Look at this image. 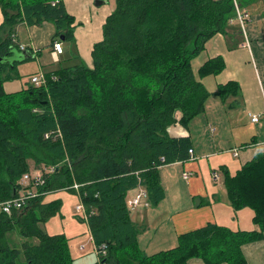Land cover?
Listing matches in <instances>:
<instances>
[{
  "label": "trees",
  "instance_id": "16d2710c",
  "mask_svg": "<svg viewBox=\"0 0 264 264\" xmlns=\"http://www.w3.org/2000/svg\"><path fill=\"white\" fill-rule=\"evenodd\" d=\"M236 1L245 8L264 0ZM0 9V264H75L69 240L42 227L62 206L44 197L65 189L79 194L95 245H106L103 264H248L243 247L264 239V155L235 175L224 171L231 206L251 209L258 230L210 223L180 235L176 248L149 256L138 244L145 229L132 221L126 204L131 191L143 188L156 207L166 195L159 169L189 160L191 136L171 130L188 131L205 112L211 93L200 79L221 73L225 64L220 57L209 60L199 79L192 61L212 38L227 34L237 19L235 1L115 0L92 68H61L46 74L47 86L12 93L4 84L16 78L6 59L20 55L17 26L51 23L52 43L62 44L75 41V17L64 0H0ZM215 94L236 98L240 86L229 82ZM31 162L45 179L39 196L4 213L1 206L18 197Z\"/></svg>",
  "mask_w": 264,
  "mask_h": 264
},
{
  "label": "crops",
  "instance_id": "0c3cea01",
  "mask_svg": "<svg viewBox=\"0 0 264 264\" xmlns=\"http://www.w3.org/2000/svg\"><path fill=\"white\" fill-rule=\"evenodd\" d=\"M98 6V0H64L69 14L75 17V41L63 42V54H54L52 36L55 26L43 23L29 27L21 23L16 28L15 40L18 48L25 47L27 56L32 57L24 63L10 65L15 69L12 84H17V92L32 85L31 77L43 72L52 74L56 70L74 65L93 67L92 51L95 44L103 40V26L113 12L109 0ZM243 11L250 14L246 35L238 22H232L227 34L212 38L203 52L192 61L197 73L209 60L220 57L225 68L217 75H209L201 80L211 93L205 104V112L192 120L189 130L174 127L176 136L189 134L193 141L196 160L193 163H176L169 166H183L190 172L198 173L191 182L174 180L166 172L168 166L159 169L165 199L156 207L131 213V219L144 227L138 237L140 249L149 256L178 246L179 236L205 227L212 223L228 227L234 231L258 230L253 223L254 212L251 209L235 211L231 206L224 186L222 172L228 170L235 175L246 163L259 155H264V1L253 2ZM4 22L0 9V26ZM233 27L237 30L231 31ZM246 40V43H245ZM248 43V44H247ZM15 58V57H12ZM19 61L17 58L13 59ZM13 62V61H12ZM57 65H60L57 67ZM195 66V67H194ZM236 82L240 86V96H231L226 101L215 93L220 85ZM10 92V93H12ZM257 116L258 122L252 117ZM237 151V152H235ZM201 156L210 157L207 161ZM220 158L221 172L218 180L205 178L206 162L213 167V161ZM32 163V162H31ZM30 170L41 171L34 167ZM31 171V172H32ZM215 174V173H214ZM223 180V189L220 181ZM224 190L226 193H224ZM134 190L129 194H133ZM45 201V199H44ZM51 235V234H50ZM91 239V234H90ZM88 239L81 242L77 250H71L75 264H98V255L94 244ZM85 246V249H82ZM248 264H264V239L243 247ZM188 264H205L200 259H191Z\"/></svg>",
  "mask_w": 264,
  "mask_h": 264
},
{
  "label": "rangeland",
  "instance_id": "374dc122",
  "mask_svg": "<svg viewBox=\"0 0 264 264\" xmlns=\"http://www.w3.org/2000/svg\"><path fill=\"white\" fill-rule=\"evenodd\" d=\"M235 3L237 4V11H243L244 8H241L240 4L234 0ZM109 4L111 5V7L115 6V0H109ZM237 17V16H236ZM236 22H238L237 20H235ZM239 23V22H238ZM248 24V22H247ZM247 24L245 27V31H243V34L246 35V29H247ZM240 25V23H239ZM241 27V25H240ZM237 30V27H233L231 29V31L233 30ZM242 29V27H241ZM243 30V29H242ZM246 43V40H245ZM63 44V43H62ZM248 44V43H247ZM60 65H57V67H59ZM63 67V65H62ZM60 67V68H62ZM193 67V66H192ZM195 67V66H194ZM194 70V68H193ZM196 67H195V73H197ZM4 89L6 92L10 93L12 92V90H18L17 89V84H12L10 82H5L4 84ZM210 157H216V156H201L198 157L199 160H209ZM194 162V161H193ZM192 161L187 162V163H193ZM220 162V158H216L212 163H213V167H211L208 162H206V167L204 168L205 171V178H212L214 176V173L216 172H221V163ZM185 163V164H187ZM31 167L33 168V163H31ZM32 170H30L31 172ZM36 172V170H35ZM165 172L174 180H178L181 179L183 181H185V179L183 178V174L185 172H190V170H186V168L184 169L183 166L181 167H177V166H168L165 170ZM31 173H34V171H32ZM43 174V172H42ZM218 175V173H216ZM198 176V173L195 171V173L190 176V180L187 182L185 181V183H189L191 182L194 178H196ZM221 177L224 178L225 181V174L224 172H222ZM223 180L220 181V185H218V187L220 189H223V185H222ZM77 185H75L74 187H76ZM37 185L35 184H27L25 186L26 190H30V191H36L37 189ZM224 193L225 190H224ZM45 202L50 203V202H61L62 206L61 209L53 216L51 217L47 223H45L42 227L43 229L51 235H56V234H63L68 240H69V245L71 247V250L74 249L77 250L78 245L81 242H86L88 239H90V231L88 228V224H87V219H84V216L82 213H80L78 211V206H80L81 204V199L79 194L76 191L73 190H62L59 192H54V193H50L47 194L45 197ZM248 209V208H246ZM136 213V212H134ZM12 242L15 246L20 247L21 246V242L22 240L20 239L19 236H17V234H13L12 235Z\"/></svg>",
  "mask_w": 264,
  "mask_h": 264
},
{
  "label": "built area",
  "instance_id": "2783aa9c",
  "mask_svg": "<svg viewBox=\"0 0 264 264\" xmlns=\"http://www.w3.org/2000/svg\"><path fill=\"white\" fill-rule=\"evenodd\" d=\"M236 10H237V4H236ZM251 16L249 13L245 12V11H237V21L240 23L243 31H245V27L248 21H250ZM31 83L33 85H35L36 87H43L45 85V76L42 73H39L38 75H35L34 77L31 78ZM258 117L257 116H253L252 117V121L253 122H258ZM48 137V136H47ZM237 152V151H235ZM191 156L189 158L188 161L184 162H190V161H195L196 157L193 154V151H190ZM193 175V172H185L183 174V178L185 180H189L190 176ZM219 178V176L215 173L214 174V179L215 181H217ZM45 183V179L43 177V174L41 171L38 172H34V173H26L22 176L19 185H20V191L18 193V197L13 199L12 201L7 202L4 206H1L3 209V212L6 214H11L13 209H22L24 206H26L28 199L33 197V198H37L39 196V193L36 191H30V190H26L25 186L27 184H35L37 186H41ZM76 189H78V185L75 187ZM126 204H127V208L129 210L130 213H134L138 210H142V209H149L151 208V202L149 200V196L148 193L145 189L143 188H137L136 190H134V193L131 195L129 194L127 196L126 199ZM78 211L80 213L83 214L84 219H87L88 215L87 212L85 210L84 205L80 204V206H78ZM91 242L94 244V251L97 253L98 255V264H103L101 261V256H105L106 255V245H102L100 248H98L94 241L93 238L91 237ZM82 249H85V246H82ZM99 250H103V253H101Z\"/></svg>",
  "mask_w": 264,
  "mask_h": 264
},
{
  "label": "bare ground",
  "instance_id": "6f19581e",
  "mask_svg": "<svg viewBox=\"0 0 264 264\" xmlns=\"http://www.w3.org/2000/svg\"><path fill=\"white\" fill-rule=\"evenodd\" d=\"M98 2H103L102 4L105 3V1H100V0H98ZM20 49H21V51H25L26 50V48L23 47V46H21ZM54 54H56V55H62L63 54V46H62V44L60 42H55L54 43ZM21 56H23L24 58H27L28 57L27 56V53L24 52V53H20V55L19 54H16L15 55V58L6 59V62L9 65L13 66L15 64V61L13 59H16L17 58L18 60H20L21 59ZM0 60H3V59L1 58ZM41 73L45 76V85L44 86H47L48 79H47L46 75L43 72H41ZM53 79L55 80L56 78H53ZM191 151H193V150H191ZM193 154H194V151H193ZM190 156H191V153H190Z\"/></svg>",
  "mask_w": 264,
  "mask_h": 264
},
{
  "label": "water",
  "instance_id": "95a60500",
  "mask_svg": "<svg viewBox=\"0 0 264 264\" xmlns=\"http://www.w3.org/2000/svg\"><path fill=\"white\" fill-rule=\"evenodd\" d=\"M102 3H103V2H98L97 5H98V6H101Z\"/></svg>",
  "mask_w": 264,
  "mask_h": 264
}]
</instances>
